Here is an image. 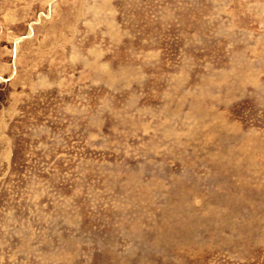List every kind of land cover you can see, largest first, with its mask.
<instances>
[{"label":"rangeland","instance_id":"rangeland-1","mask_svg":"<svg viewBox=\"0 0 264 264\" xmlns=\"http://www.w3.org/2000/svg\"><path fill=\"white\" fill-rule=\"evenodd\" d=\"M0 264H264V0H0Z\"/></svg>","mask_w":264,"mask_h":264}]
</instances>
